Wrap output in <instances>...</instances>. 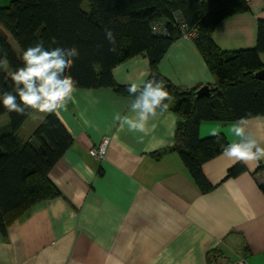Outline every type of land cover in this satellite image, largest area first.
<instances>
[{
  "label": "crops",
  "instance_id": "obj_1",
  "mask_svg": "<svg viewBox=\"0 0 264 264\" xmlns=\"http://www.w3.org/2000/svg\"><path fill=\"white\" fill-rule=\"evenodd\" d=\"M246 4V11L215 26L212 39L219 48L255 46L264 0ZM259 59L264 66V53ZM158 68L178 87L214 82L186 38L170 45ZM145 72L148 59L137 55L116 65L112 75L119 85H142ZM76 89L74 100L56 114L72 137L49 172L63 196L33 205L8 227L6 237L0 234V264H212L214 250L223 254L220 264L240 255L250 264H264V195L257 185L264 181V160L242 163L246 171L225 178L234 164L220 153L202 164L214 186L202 193L176 152L154 156L173 144L175 113L159 112L147 135L130 132L113 117L131 115V97L111 88ZM247 121L248 131L264 141V116ZM232 123L202 122L199 135L223 134L229 143L236 139ZM104 137L109 138L104 156H91L89 150Z\"/></svg>",
  "mask_w": 264,
  "mask_h": 264
},
{
  "label": "trees",
  "instance_id": "obj_2",
  "mask_svg": "<svg viewBox=\"0 0 264 264\" xmlns=\"http://www.w3.org/2000/svg\"><path fill=\"white\" fill-rule=\"evenodd\" d=\"M84 2L87 9L82 8ZM247 9L244 0H9L8 5L0 6V95L14 91L10 74L22 66V51L37 43H43L45 48L78 49L79 56L68 70L76 88H111L132 99L129 86L117 84L112 70L134 56L146 57L150 74L146 79L155 76L164 81L172 97L166 111L177 117L173 144L154 156L176 152L200 192L207 193L214 186L204 176L202 164L222 153L228 141L223 134L200 137V124L264 116V78L256 75L264 70L259 59V54L264 53V20L257 21L253 47L226 51L212 39L221 20ZM179 21L196 31L192 41L214 79L207 95L196 96L200 86L178 87L159 71L160 60L170 45L182 38ZM154 22L162 23V34L152 30ZM106 28L115 36V51L109 50L112 45L105 38ZM32 112L33 109H26L20 115L0 103L3 237L8 227L33 205L63 196L49 172L71 145L72 137L56 114H45L29 136L21 137L20 129ZM4 115L6 121L2 120ZM244 171L245 166L236 163L227 170L225 178ZM260 171L261 165L252 176ZM257 185L264 195V181ZM222 257V252L214 250L210 261L220 264Z\"/></svg>",
  "mask_w": 264,
  "mask_h": 264
},
{
  "label": "clouds",
  "instance_id": "obj_3",
  "mask_svg": "<svg viewBox=\"0 0 264 264\" xmlns=\"http://www.w3.org/2000/svg\"><path fill=\"white\" fill-rule=\"evenodd\" d=\"M105 38L112 45L109 50L115 51V36L111 29H105ZM52 42L55 43L54 38ZM78 56L79 51L74 46L45 48L43 43H37L26 48L20 57L22 66L10 74L14 91L0 95V103L8 111L20 115L25 114L26 109L58 115L69 101L74 100L76 81L68 74V70ZM144 75L150 74L145 72ZM128 91L134 97L129 106L131 115L118 112L113 119L121 128L126 126L130 132L147 135L156 127L152 123L149 128V124L155 120L158 111L162 113L169 108L172 97L164 81L155 76L145 79L142 86L131 83ZM247 126L248 121L243 117L236 119L230 126L236 139L224 146L222 155L231 164L240 162L258 165L264 160V141L248 131ZM213 135L218 137L219 134Z\"/></svg>",
  "mask_w": 264,
  "mask_h": 264
},
{
  "label": "built area",
  "instance_id": "obj_4",
  "mask_svg": "<svg viewBox=\"0 0 264 264\" xmlns=\"http://www.w3.org/2000/svg\"><path fill=\"white\" fill-rule=\"evenodd\" d=\"M247 2L248 0H244ZM179 19V17H178ZM179 27H180V35L182 38L190 39L192 40L196 36V31L193 29H187L186 24L182 21H179ZM152 30L162 34V23H152L151 26ZM109 138L104 137L101 142L96 146L89 150V154L95 158H102L104 156V153L106 151V147L108 144ZM230 264H250L247 262V260L244 257H238L234 261H232Z\"/></svg>",
  "mask_w": 264,
  "mask_h": 264
},
{
  "label": "rangeland",
  "instance_id": "obj_5",
  "mask_svg": "<svg viewBox=\"0 0 264 264\" xmlns=\"http://www.w3.org/2000/svg\"><path fill=\"white\" fill-rule=\"evenodd\" d=\"M8 3H9V0H0V6H6V5H8ZM87 7H88L87 2H84L82 4V8L83 9H87ZM9 39H10V44L13 46L15 51H18V48H17L16 44L14 43V41L11 38H9ZM4 66L6 67L5 63H4ZM44 115H45L44 113H40V112H38L36 110H33V112L30 114V116L25 121V125H23V127H22V129L20 131L21 137H24L27 134L28 135L31 134L33 129H34V127H35V124L39 123V121L44 117ZM2 118H3L2 119L3 121L7 120L5 115ZM1 122L2 121L0 120V123ZM232 254H234V253H232ZM232 254H231V256H232ZM231 256H230V258H231Z\"/></svg>",
  "mask_w": 264,
  "mask_h": 264
},
{
  "label": "water",
  "instance_id": "obj_6",
  "mask_svg": "<svg viewBox=\"0 0 264 264\" xmlns=\"http://www.w3.org/2000/svg\"><path fill=\"white\" fill-rule=\"evenodd\" d=\"M258 77L260 78H264V70L258 72V74H256ZM209 85L204 84L202 86H200L197 90H196V96H203V95H207L209 94Z\"/></svg>",
  "mask_w": 264,
  "mask_h": 264
}]
</instances>
